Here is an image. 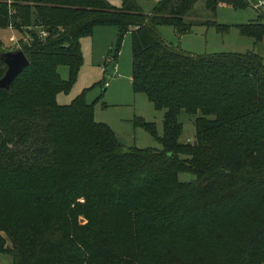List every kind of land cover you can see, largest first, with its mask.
<instances>
[{"label":"trees","instance_id":"1","mask_svg":"<svg viewBox=\"0 0 264 264\" xmlns=\"http://www.w3.org/2000/svg\"><path fill=\"white\" fill-rule=\"evenodd\" d=\"M195 1L157 0L145 13L136 0H0V28L33 27L20 45L28 64L0 89V252L11 264H264V64L253 50L192 53L166 41L158 25L189 31ZM219 3L248 1L206 0ZM96 25L118 28L115 55L130 32L132 87L164 110L163 133L133 122L161 148L121 142L84 90L57 102ZM238 27L256 39L264 30ZM13 48L0 38V50ZM181 109L199 113L193 142L179 140Z\"/></svg>","mask_w":264,"mask_h":264},{"label":"rangeland","instance_id":"2","mask_svg":"<svg viewBox=\"0 0 264 264\" xmlns=\"http://www.w3.org/2000/svg\"><path fill=\"white\" fill-rule=\"evenodd\" d=\"M116 6L121 0H108ZM142 11L149 13L157 0H136ZM244 7H233L219 3L214 10L206 6V0H196L191 12L184 16L190 23V30L178 34L172 24L158 25L162 37L184 51L192 53H212L218 51L245 52L253 50L261 57L264 64V30L259 39L240 32L238 24L249 21L260 22L264 26V4L259 8L253 6L260 0H247ZM208 21V23H206ZM215 21V23H211ZM218 24V25H217ZM9 28H0V38L4 47H13L9 41ZM118 28L113 26H95L90 35L80 38L83 61L81 71L67 92H61L59 102H68L84 90L86 101L93 103L94 119L107 123L117 138L126 145L138 147H162L161 142L148 130L134 124L135 116L154 121L157 134L163 133V109L155 108L146 94L135 91L131 83L132 49L131 34H124L117 54L115 46ZM17 35H20L16 32ZM107 67V72L101 71V66ZM115 66L116 74L111 76ZM80 69V68H79ZM62 78L68 75L65 64L58 65ZM107 79L109 84L104 85ZM67 100V101H65ZM199 113H189L181 109L178 120L182 123L180 141L194 140V118ZM178 178L182 181L192 180L195 174L190 171H179ZM9 253L0 252V264H11Z\"/></svg>","mask_w":264,"mask_h":264},{"label":"water","instance_id":"3","mask_svg":"<svg viewBox=\"0 0 264 264\" xmlns=\"http://www.w3.org/2000/svg\"><path fill=\"white\" fill-rule=\"evenodd\" d=\"M0 60L5 70L0 76V89L9 90L15 76L28 64L29 60L20 47L0 50Z\"/></svg>","mask_w":264,"mask_h":264},{"label":"built area","instance_id":"4","mask_svg":"<svg viewBox=\"0 0 264 264\" xmlns=\"http://www.w3.org/2000/svg\"><path fill=\"white\" fill-rule=\"evenodd\" d=\"M264 4V0H260L257 3H254L253 5L255 7H258L260 5ZM9 29H11L12 34L9 35V41L11 42V44H13V47H20V45H22L23 43L28 44L29 42L32 41L33 36L30 33L29 29H32V26H26L22 31H18L13 25H9L8 26ZM37 34L39 37H44L46 35V31L37 26L35 27ZM16 32H18L20 35H17ZM101 71L103 73L107 72V67L105 65L101 66ZM116 74V70H115V66H113V69L111 70V76H115ZM109 84V81L107 79L104 80V85L107 86Z\"/></svg>","mask_w":264,"mask_h":264},{"label":"crops","instance_id":"5","mask_svg":"<svg viewBox=\"0 0 264 264\" xmlns=\"http://www.w3.org/2000/svg\"><path fill=\"white\" fill-rule=\"evenodd\" d=\"M257 3V2H256ZM263 5V4H262ZM254 6V5H253ZM261 6V5H260ZM260 6H258V7H255V8H259ZM96 26H113V25H96ZM95 27V26H94ZM12 33V32H11ZM82 65V64H81ZM82 69H81V66H80V69H79V71L78 72H82L81 71ZM60 96L62 97V96H64V95H61V92H58L57 94H56V100L58 99V98H60ZM62 99H64L63 97H62ZM72 99V98H71ZM65 101H67V100H65ZM57 102H59V101H57ZM69 102V101H68ZM59 103H67V102H59ZM119 139V138H118ZM121 142H123L121 139H119ZM125 144V143H124Z\"/></svg>","mask_w":264,"mask_h":264}]
</instances>
